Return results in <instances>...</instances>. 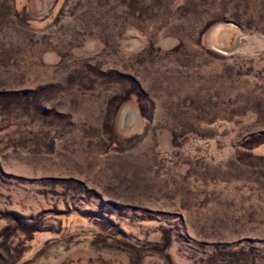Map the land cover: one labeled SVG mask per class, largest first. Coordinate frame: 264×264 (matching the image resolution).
I'll list each match as a JSON object with an SVG mask.
<instances>
[{"label": "rangeland", "instance_id": "rangeland-1", "mask_svg": "<svg viewBox=\"0 0 264 264\" xmlns=\"http://www.w3.org/2000/svg\"><path fill=\"white\" fill-rule=\"evenodd\" d=\"M0 264H264V0H0Z\"/></svg>", "mask_w": 264, "mask_h": 264}]
</instances>
